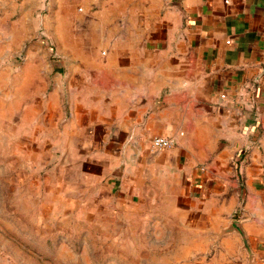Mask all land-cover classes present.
Segmentation results:
<instances>
[{"label":"crops","instance_id":"1","mask_svg":"<svg viewBox=\"0 0 264 264\" xmlns=\"http://www.w3.org/2000/svg\"><path fill=\"white\" fill-rule=\"evenodd\" d=\"M108 3L129 13L85 21V46L101 37L104 56L78 54L77 33L59 14L51 30L61 52L85 57L69 73L85 72V85L96 73L108 90L114 133L134 160L121 185L159 206L155 230L171 251L161 264H264V0ZM40 7L72 3L0 0L8 21ZM156 135L176 144L155 149Z\"/></svg>","mask_w":264,"mask_h":264},{"label":"rangeland","instance_id":"2","mask_svg":"<svg viewBox=\"0 0 264 264\" xmlns=\"http://www.w3.org/2000/svg\"><path fill=\"white\" fill-rule=\"evenodd\" d=\"M70 1L63 11L10 12V21L0 10V264H161L171 251L155 230L159 206L121 185L134 160L114 133L108 90L96 73L88 85L85 72L69 73L85 57L61 52L51 30L59 14L77 33L78 54L104 56L101 37L85 46V21L129 11Z\"/></svg>","mask_w":264,"mask_h":264},{"label":"built area","instance_id":"3","mask_svg":"<svg viewBox=\"0 0 264 264\" xmlns=\"http://www.w3.org/2000/svg\"><path fill=\"white\" fill-rule=\"evenodd\" d=\"M222 96L225 97V94ZM175 144L176 139L172 136L156 135L152 138V146L158 150L173 147Z\"/></svg>","mask_w":264,"mask_h":264}]
</instances>
